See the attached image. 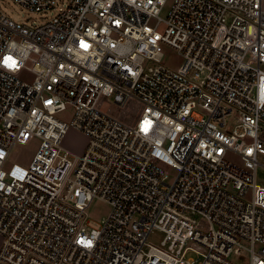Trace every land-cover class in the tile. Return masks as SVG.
<instances>
[{
    "label": "built area",
    "instance_id": "obj_1",
    "mask_svg": "<svg viewBox=\"0 0 264 264\" xmlns=\"http://www.w3.org/2000/svg\"><path fill=\"white\" fill-rule=\"evenodd\" d=\"M13 1L53 16L0 8V264H240L235 248L264 264L263 0H173L165 19L168 0ZM102 96L142 113L129 123ZM68 104L71 124L56 117ZM71 128L81 154L63 147ZM94 199L111 208L100 229Z\"/></svg>",
    "mask_w": 264,
    "mask_h": 264
},
{
    "label": "rangeland",
    "instance_id": "obj_2",
    "mask_svg": "<svg viewBox=\"0 0 264 264\" xmlns=\"http://www.w3.org/2000/svg\"><path fill=\"white\" fill-rule=\"evenodd\" d=\"M69 0H59V4L62 6L63 4H67ZM173 0H168L166 5L164 6L163 10L160 13V17L165 19L168 15V12L170 10L171 4ZM0 8L10 17H12L16 21L23 22L25 24H28L30 26L32 25H42L43 23L47 22L49 19L52 18L53 14H48L46 16L31 12L27 10L26 8L22 7L21 5L15 3L13 0H0ZM263 8H264V0H263ZM156 20H153L152 23H155ZM163 64L171 69L179 70L183 64L184 60L183 57L179 54L178 51H176L174 48L163 45ZM264 69V66L262 67ZM21 79L28 81L32 83L35 79V76L33 73H30L28 71H23L20 73ZM99 108H101L103 111L111 114L116 115L122 118L127 119L126 121L136 122L137 119L140 117L142 113V108L140 105L135 103L134 101L129 102V104L122 108L118 106L113 97H105L102 96L100 98V101L98 103ZM75 115V107L71 104L67 105V108L58 114H56V117L64 122H67L68 124H71L72 120L74 119ZM237 112H233L231 117L227 118V126L234 125L235 117H237ZM87 144V138L80 133L79 131L75 129H70L66 135V137L63 140V147L67 150L75 153V154H81L84 151V148ZM15 149V154H16ZM31 152V149H29V153ZM28 154V153H27ZM226 159L230 161L231 163L243 166V160L239 154H237L234 151H228L226 153ZM260 162L264 165V156L259 155ZM13 159L10 161L12 163ZM165 170L168 174V182H173L176 178L177 171L171 167H165ZM257 182L258 184L264 186V166H259L257 170ZM110 206L108 203L100 201L98 199H94L92 203L89 205V207L86 209V218L85 222L91 229H100L102 226V221L104 218H106L110 212ZM165 233L161 232L158 229L153 230L149 237L147 243L150 245L155 246H162V241L164 240ZM0 245H1V237H0ZM243 245L246 247H249L248 242H243ZM194 260H198L199 257L196 254L190 255ZM231 261L237 262L240 264H249L250 262V252L246 249L242 248H235L233 253L230 257Z\"/></svg>",
    "mask_w": 264,
    "mask_h": 264
},
{
    "label": "trees",
    "instance_id": "obj_3",
    "mask_svg": "<svg viewBox=\"0 0 264 264\" xmlns=\"http://www.w3.org/2000/svg\"><path fill=\"white\" fill-rule=\"evenodd\" d=\"M121 118H122V117H121ZM122 119L125 120V121L127 120V119H125V118H122Z\"/></svg>",
    "mask_w": 264,
    "mask_h": 264
}]
</instances>
